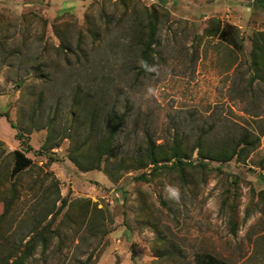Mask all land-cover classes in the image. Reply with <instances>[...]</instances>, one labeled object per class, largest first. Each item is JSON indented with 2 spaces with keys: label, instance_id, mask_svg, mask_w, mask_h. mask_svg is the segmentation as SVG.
<instances>
[{
  "label": "rangeland",
  "instance_id": "obj_1",
  "mask_svg": "<svg viewBox=\"0 0 264 264\" xmlns=\"http://www.w3.org/2000/svg\"><path fill=\"white\" fill-rule=\"evenodd\" d=\"M151 8L153 52L137 74ZM261 9L246 0H0V114L14 126L0 122V264L36 233L47 250L38 240L25 264H80L88 254L92 264H264V46L255 63L249 54ZM232 19L247 21L240 50L213 33ZM112 112L125 118L114 159L143 163L151 142L165 168L125 169L111 183L104 158L99 171L74 167L68 153L96 145L90 126ZM244 132L257 141L240 158L194 161L182 173L166 160L176 143L186 154L199 137L209 148ZM14 150L31 165L13 172ZM62 200L89 201L112 221L93 234L75 205L64 217Z\"/></svg>",
  "mask_w": 264,
  "mask_h": 264
},
{
  "label": "trees",
  "instance_id": "obj_2",
  "mask_svg": "<svg viewBox=\"0 0 264 264\" xmlns=\"http://www.w3.org/2000/svg\"><path fill=\"white\" fill-rule=\"evenodd\" d=\"M253 3H256L259 7H261L264 10V0H252ZM156 11L154 9H150L146 12V31H147V40L146 42H142V39H137L138 43L140 44V54H139V64L137 74L144 73L147 69V66L150 62V56L153 52L152 46L154 45V35H155V29H156ZM213 33L217 35V37L222 38L224 35H227L229 38L232 39V42L235 46L238 47L240 50L241 44H242V38L238 36V28L232 26V25H223L222 27L217 23L216 28L213 30ZM259 36V39H261L262 42L259 41V39H250V56L251 61L254 62V56L255 51H259L261 46H264V29L262 31H258L256 33ZM96 111L90 110L91 117H95ZM0 117L5 118L6 122L9 124L11 128L14 126L8 121V116L6 113H1ZM125 118L124 115H116L114 112L109 113V115L106 116V119L104 120V123L102 126H94L93 123L90 126V132L89 136L98 138L97 144L92 146L89 150H81V149H71V151L68 153L67 159L74 165V167L80 171V172H88L97 170L99 171L100 162L104 158L107 160V166L103 168L100 171L103 172V174L106 176L107 180L111 183H114L118 180V178L121 176L122 172L127 170H138L147 166H152L153 172L154 170L158 168H165L166 165H162L159 167L160 163L158 161L157 155H156V148L158 145H154L151 142H148L146 147L143 150L144 155V162L142 163L140 161L135 162L133 160V165H124L123 159H114L111 150L114 142V137L116 136L118 130L120 129L122 123L124 122ZM67 138L70 136L68 133H66ZM14 137L17 140H21L22 136L19 132H16ZM257 141V138L251 139L249 134L244 132L241 133L238 137L235 139L229 138L227 141H223L222 143H219L216 147L212 146L209 148H206L203 145L204 138L199 137L196 142L190 146V148L187 150L188 152L185 154L183 153V150L180 149L178 143H176L172 149L168 160V164L170 168L177 170L178 172L182 173L183 170L186 167L192 166V163L194 161L197 162V164L204 166L205 163L203 161L207 162H218V163H224L230 161L232 158H240L242 155L243 150L249 147H253ZM56 147V145H55ZM28 149V148H27ZM13 156V167L12 171L16 172L19 170H22L23 168H26L31 165V160L24 156V154L20 150H14L11 152ZM195 156V160H192V157ZM139 179H144L145 175L141 174L138 177ZM76 206L77 208L82 211V215L77 217L76 219H80L79 221L82 223L83 220H85V226L87 229H89L90 232L93 230V234L97 232V230H101L104 226L103 223H105V218L111 222L112 218L111 216L104 211L103 209H98L95 205H91L89 201H83V200H76L73 201V203H66L64 200L61 201L59 209H63L64 207H67L66 213L64 214V217L71 218V211L70 206ZM74 206V207H75ZM78 221V222H79ZM154 233L157 235V241L158 242H164L165 237H163L158 228L154 226L153 228ZM103 231V230H102ZM104 233V231H103ZM44 236L42 233H36L35 235H32L24 244V250L15 257L13 261L10 263L6 262V264H25V260L30 256L31 252L34 250V248L37 245V241L40 240V250L42 253H44L47 250V244L43 240ZM166 243V242H165ZM174 248V247H173ZM177 250V249H176ZM92 254H88L83 262L80 264H92Z\"/></svg>",
  "mask_w": 264,
  "mask_h": 264
},
{
  "label": "crops",
  "instance_id": "obj_3",
  "mask_svg": "<svg viewBox=\"0 0 264 264\" xmlns=\"http://www.w3.org/2000/svg\"><path fill=\"white\" fill-rule=\"evenodd\" d=\"M240 1H243V0H240ZM246 2H252V0H246ZM245 6V5H244ZM235 11H236V9H234ZM262 10V9H261ZM244 11L248 14L249 13V15H250V13L252 14L253 12H254V9L253 8H249L248 6H245L244 7ZM247 16V15H246ZM227 22H229L232 26H234V27H236V28H239V29H241L242 27V25H244L245 23H247V21H244V23H243V21L241 20V19H235V20H231V21H227ZM264 29V28H263ZM262 29V30H263ZM262 30H260V31H262ZM5 122V125L3 124V126L6 128L7 127V125H8V127H9V130H8V132L9 133H11V127L9 126V124L6 122V120H5V118H3V117H0V122ZM7 124V125H6ZM0 139H2L1 138V136H0Z\"/></svg>",
  "mask_w": 264,
  "mask_h": 264
},
{
  "label": "clouds",
  "instance_id": "obj_4",
  "mask_svg": "<svg viewBox=\"0 0 264 264\" xmlns=\"http://www.w3.org/2000/svg\"><path fill=\"white\" fill-rule=\"evenodd\" d=\"M170 195L173 197V198H179V192H178V190H176V189H171L170 190Z\"/></svg>",
  "mask_w": 264,
  "mask_h": 264
}]
</instances>
